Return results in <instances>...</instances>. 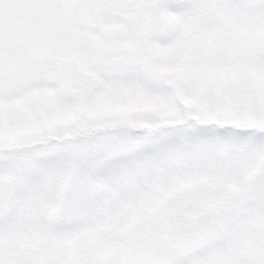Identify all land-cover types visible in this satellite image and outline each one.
<instances>
[{
    "label": "snow or ice",
    "instance_id": "6c2138e0",
    "mask_svg": "<svg viewBox=\"0 0 264 264\" xmlns=\"http://www.w3.org/2000/svg\"><path fill=\"white\" fill-rule=\"evenodd\" d=\"M0 264H264V0H0Z\"/></svg>",
    "mask_w": 264,
    "mask_h": 264
}]
</instances>
